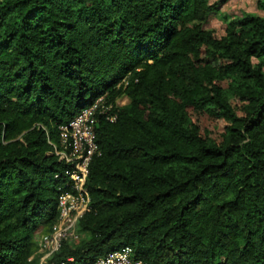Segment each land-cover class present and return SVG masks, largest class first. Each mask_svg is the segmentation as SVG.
<instances>
[{
  "label": "trees",
  "instance_id": "obj_1",
  "mask_svg": "<svg viewBox=\"0 0 264 264\" xmlns=\"http://www.w3.org/2000/svg\"><path fill=\"white\" fill-rule=\"evenodd\" d=\"M213 10L0 0V264L36 261L33 236L67 188L58 127L102 95L82 237L49 264L124 246L145 264H264V17L215 39L201 27Z\"/></svg>",
  "mask_w": 264,
  "mask_h": 264
},
{
  "label": "built area",
  "instance_id": "obj_2",
  "mask_svg": "<svg viewBox=\"0 0 264 264\" xmlns=\"http://www.w3.org/2000/svg\"><path fill=\"white\" fill-rule=\"evenodd\" d=\"M105 96H99L81 109L68 123L58 127L59 149L54 154L69 165L64 171L67 188L62 189L56 199L57 218L49 231L42 235L35 254L36 261L28 258L27 264H49L50 257L58 251L62 242L76 243L81 236L76 232V223L88 211L89 197L84 187L87 167L98 147L94 135V118L110 109ZM114 120V116L107 118ZM68 258L58 264L71 263ZM91 264H145L132 258V250L124 246L97 257Z\"/></svg>",
  "mask_w": 264,
  "mask_h": 264
},
{
  "label": "rangeland",
  "instance_id": "obj_3",
  "mask_svg": "<svg viewBox=\"0 0 264 264\" xmlns=\"http://www.w3.org/2000/svg\"><path fill=\"white\" fill-rule=\"evenodd\" d=\"M259 1L260 0H207L209 5L215 7V10L207 14L205 20L201 23V27L203 30L208 31L213 38L220 39L229 22L246 16L264 17V11L257 8V2ZM126 103L127 99L124 96L119 97L115 102L116 107L124 106ZM46 233L45 228H42L33 236L35 253H37L41 236ZM35 253H33V255Z\"/></svg>",
  "mask_w": 264,
  "mask_h": 264
}]
</instances>
